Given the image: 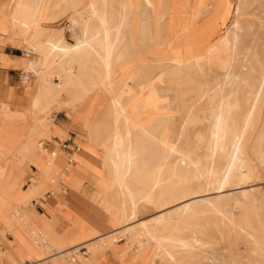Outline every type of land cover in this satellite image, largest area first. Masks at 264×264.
<instances>
[{
  "label": "rangeland",
  "instance_id": "374dc122",
  "mask_svg": "<svg viewBox=\"0 0 264 264\" xmlns=\"http://www.w3.org/2000/svg\"><path fill=\"white\" fill-rule=\"evenodd\" d=\"M119 1H113L115 8H119ZM136 1L133 0L134 4ZM239 1H243V5L238 10ZM11 2L14 4L16 0H11ZM147 2L150 4L153 12L156 8L157 0H147ZM52 5L58 22L50 26L62 28L66 39L72 41L71 32L67 28V21L70 20V23L87 6L84 4L80 5L78 2L70 3L68 0H53ZM167 13L168 16L163 18V23H161L163 34L160 41H166L170 49L162 47V44L149 48L150 45L154 44L149 41H146L139 50L135 47L130 48L126 52V63L121 67L120 72L122 71V76L126 74L123 76L124 78H127L129 73L132 72V76L137 82L147 65L155 68V72L150 77L152 78V82L149 87L137 95L140 99L149 97L152 100L151 104L153 105L149 108V115L143 117V119H136L144 123L146 127L156 123L159 119L162 123L160 127L162 132L180 134L186 119H201L204 122H198L196 125L189 126L188 130L190 134L198 130L205 131L207 121L209 120L208 116L205 115L209 110L207 107L206 87L209 84L213 86L214 83L212 93H214L213 100L216 101L219 90L217 89L216 85L218 84L214 77L225 73L224 65L230 62L231 56L229 46H219L217 40L229 37L231 42H233V35L229 32V29L234 25L238 24L241 35L238 48L240 52L239 57L245 58V55H247V60L250 62L246 64L249 65L250 63L251 66L258 69L257 73L260 72V75L264 74V47L261 45L264 42V0H170ZM176 14H179V17L182 18L177 22L180 31L177 35L171 28L173 17H176ZM6 24L9 25V21H5ZM0 33L6 34L9 38L6 32L0 31ZM14 34L24 39L17 32ZM254 39H259L260 41L256 49L251 47L255 43ZM158 47L161 48L157 50ZM213 48L218 52L212 51ZM155 49L158 51L157 53ZM33 51L36 52L35 50ZM36 53L37 56L30 58L28 61H38L39 59L42 62L43 59L40 58L38 52ZM208 53L212 54L210 56L212 62L210 63L209 61L204 64L205 74H201L192 62L195 55ZM31 54L33 57L34 54ZM150 55L156 60L151 59ZM47 64V68L40 66L43 71H61V58L58 55L51 56ZM171 64H175L174 67L176 68H171ZM41 68L40 70H42ZM240 70L243 71L242 69ZM33 77L36 86L37 79L39 81L40 76L37 75V78ZM246 77L249 79L251 76L246 75L245 77H241V79ZM251 81L248 90H251L253 86ZM134 88L138 90L135 84L134 87L129 86L127 91H132ZM119 89L120 85H115V91L117 92ZM62 95L64 96L60 97V101L56 103L55 107L48 109L39 116L26 111L29 107H26L23 111L12 109L6 114H2L0 111V184H2V176L6 175L4 186H0V225L2 230L9 231L18 241H24L27 248L26 254L23 257H19L15 264H33L30 262L37 260H41L44 264H50L53 260H56L52 255L51 248L57 245H54L55 243L53 244L50 241L48 238L49 234L41 235L40 232L42 230L31 219V211L28 213L30 216L19 212H24L28 208L31 210L34 205L33 202H37L39 198H45L44 194L46 192H51L56 196H51V199H54L55 202L59 198L65 200L70 195V188L78 189L80 187L81 179L86 182L88 179L95 188L92 199L103 210V212H99L107 216L106 219L96 216V219H98L99 223H104L106 228H112L107 230L106 233H99L103 229L99 228L101 230H98L96 228V234L106 238L97 247L92 245L85 246L89 253L87 257L100 256L102 255L99 251L100 249L113 248L117 241L125 238L140 246L138 253L140 254V258L149 259L153 264L157 262L172 264L174 263L173 259L168 255L165 248L158 244V240L168 244H179L180 241H188V235L190 234L191 237H196V239L193 237L191 239V243L195 245L185 252L175 254V259L179 264H222L223 262L225 264H232L233 259L237 256H240L243 261L248 258H263L261 251L264 250V230L262 231L260 228L261 226L264 227V164L262 165L260 160L264 156V119H253L254 115H251L250 119H233L234 129L239 136L236 150L241 151L245 143L250 141V163L256 169L258 168L257 171H259L256 183H250L243 187L228 185L224 189H221L220 192L212 195H220L218 202L216 201L215 204L225 212L233 211L235 213L233 217L240 222L243 213L239 209H234L233 195L242 189L249 190L254 187L257 207L256 211H250L248 213L249 217H247L251 234L242 230L235 232L234 227L225 214L214 213L211 210H207L208 212L206 211V213L195 212L194 209L177 211L176 208L181 205L192 202L195 199L207 197L188 195L191 184H187V186L181 189L185 191L184 193L171 197L165 204L156 200L146 201L145 207L137 209L133 217L125 218L124 222L118 223L115 217H121L123 213L129 215L130 203L127 199L124 200L123 197L118 196V186L114 184L113 172L108 159V151L111 146L105 144L110 132L103 133L98 144H94L88 140V134L92 125L104 123L108 125V130H111L114 124V116L110 114V100L103 89L98 90L96 94L84 103H71L66 94ZM177 95L178 99L176 101H179L180 98L181 101L185 97L184 101L191 103L189 104L192 105L191 109L199 115L192 117V115L186 112H178L180 109L171 103L174 102ZM68 99L67 103L66 100ZM241 102V107L245 110L246 106L243 99H241ZM60 111H64L67 116L61 112L58 114V117L65 120L70 119L79 131L84 132L85 141H80V145L83 146L84 150L99 158V162H103L102 170L100 169L102 164L95 166L85 161L83 154L81 156L77 153L78 157H76L74 153L72 157H67L63 151L48 150L52 146L45 148L44 141L51 140L53 136L58 137L60 140H63L67 136V133L61 130V128L53 125L52 113ZM253 111V106H251L250 113ZM30 120L32 121L31 123H29ZM23 122H26V129L23 128L20 131L21 124H24ZM52 127L54 130L51 129ZM108 143L110 144V141ZM31 144L39 146L41 153L38 154V151L32 150L29 147ZM24 145H26L25 148L27 150L23 153L22 147ZM202 146H205V144ZM43 150H46L52 158H54V152L58 153V156L54 158V166L44 160L45 158L42 156L46 152L43 153ZM257 158L260 159L258 160ZM70 160H74L78 166L72 164ZM159 160L160 163L158 162ZM56 164L59 167L57 170ZM206 165V168L204 167L206 171L201 178L204 183L212 182L215 175L222 174L223 172V166L219 165L216 160ZM33 166L35 170H33ZM65 167L69 168H66L68 170L66 172L63 170ZM170 168L171 163L166 162L164 166L165 171H162L163 164L161 163V159L155 158L151 162L150 168L142 172L140 177H134L131 183L134 189L142 191L144 186L143 180L148 174L161 175L164 172H169ZM83 175L85 178L82 177ZM23 185L25 188H23ZM25 190L28 193L32 192L28 194L30 197L26 195L22 197L25 194L24 192H26ZM19 193H22V196ZM18 196L26 202L20 205L22 199ZM25 198L26 200H24ZM60 205L64 209L62 210L57 207L56 209L59 213L65 215L67 213L65 205L63 203H60ZM24 206L27 208H24ZM107 206L111 209L110 212L107 211ZM147 208L155 210V213L150 218L143 217V213ZM163 213L165 214L164 217L159 220L160 215ZM179 215L181 216L179 217ZM91 216L95 218L94 215ZM127 228L132 230L131 235L125 233ZM147 229L156 238H152L148 234ZM75 230L77 229L75 228ZM248 237L250 238L248 239ZM43 238H45L46 242L43 241ZM202 241H207V245L204 246L199 243ZM81 242L84 241H71L65 247L77 246ZM51 244H53L52 247H50ZM170 247L168 246V248ZM222 252L223 255L220 254ZM65 253L66 258L64 260L67 261V264H70V251L68 250ZM254 253L257 254L254 255ZM79 255L77 254L76 256L80 260H84L81 257L82 255ZM216 255L222 260H215L214 256ZM205 257H207L206 260Z\"/></svg>",
  "mask_w": 264,
  "mask_h": 264
},
{
  "label": "bare ground",
  "instance_id": "6f19581e",
  "mask_svg": "<svg viewBox=\"0 0 264 264\" xmlns=\"http://www.w3.org/2000/svg\"><path fill=\"white\" fill-rule=\"evenodd\" d=\"M113 1L68 0L70 3L78 2L80 5L87 6L70 23V20L67 21V28L72 36V41L69 42L65 39L62 28L50 26L58 22L56 13L52 8V0H16L7 19L9 28L12 33L17 32L26 38L33 50L38 52L40 58L43 59L42 62L39 59L38 61H29L26 65L29 72L40 76V86L34 98V106L27 111L36 116L42 115L48 109L55 107L62 94H66L71 103H84L98 90L103 89L110 100V114L114 116V124L110 131L107 124L92 125L90 141L98 144L102 134L110 132L105 144L111 146L108 151V159L113 172L114 184L118 186V196L123 197L124 200L127 199L130 203V214L125 215L123 213L121 217H115L118 223L124 222L125 218L133 217L137 209L145 207L146 201L156 200L165 204L171 197L184 193L185 191L181 189L187 184H191L188 195L207 197L191 200L192 202L177 207V211L194 209L195 212L206 213L207 210H211L214 213L225 214L235 232L242 230L251 234L247 217H249L248 213L256 211L257 207L254 187L249 190L242 189L233 195L234 209H239L243 213L240 222L233 217L235 215L233 211L225 212L215 204L220 195L212 196L228 185L243 187L250 183H256L259 177L258 168L256 169L250 163V141L245 143L241 151L236 150L239 136L234 129L233 119H250L251 115H254L253 119H264V74L260 75V72H256L258 69L251 66L250 63L249 65L246 64L250 62L247 60V55L245 58L239 57L238 48L241 35L238 24L229 29L233 35V42L229 37L217 40L219 46H229L231 56L230 62L224 65L225 73L214 77L219 90L216 101L213 100L214 93H212L214 83L213 86L209 84L206 87L209 110L207 113L205 112V115L208 116L209 120H206L205 131L198 130L190 134L188 127L196 125L198 122H204V120L186 119L180 134H170L161 131L162 123L159 119L148 127L136 120L148 116L149 108L153 105L149 97L140 99L137 95L149 87L152 82L150 77L155 72V68L147 65L137 82L132 76V72L127 78L123 77L126 75L125 73L122 76V71L120 72L121 67L126 63V52L130 48L135 47L139 50L146 41L154 44L160 43L163 34L161 23H163V18L168 16L167 10L170 0H157L155 12H152L147 0H137L135 4L133 0H120L119 8L113 6ZM242 5L243 1H239L238 10ZM254 42L251 47L256 49L260 41L254 39ZM261 45L264 47V42ZM248 50L249 48L247 52ZM212 51H215V48ZM54 55L61 58V71H43L42 68L48 67L49 58ZM211 55L208 53L194 56L192 64L201 74H205L204 64L209 61L212 62ZM174 65L171 64L170 67L176 68ZM246 75L251 77L249 79L247 77L242 78V80L241 77ZM250 81L253 86L251 90H248L251 85ZM117 84L120 85V89L116 92L115 85ZM135 84L138 90L134 88L132 91H127L129 86L134 87ZM184 98L181 101V98L176 101L177 95L174 102L171 103L180 109V111L177 109L178 112H186L192 117L198 116L199 114L191 109L192 105H189L191 103L184 101ZM241 99L246 106L245 110L241 107ZM4 105L1 112L6 114L9 112V108L6 104ZM251 106L254 109L252 113H250ZM26 122L21 124L20 131L26 127ZM203 144L205 146H202ZM25 147L26 145L22 147L23 153L27 150ZM29 147L38 151V154L41 153L39 146L31 144ZM43 153L46 154V156L45 154L42 156L45 158L44 160L53 165L55 159L46 150H43ZM75 156L78 157V155ZM155 158L161 159L162 171H165L166 162L171 163L170 171L161 175L148 174L143 180L142 191H137L134 189L131 180L134 177H140L142 172L147 171ZM215 160L223 166L222 174L215 175L212 182H202L201 178L206 171L204 167ZM158 162L160 163V160ZM260 162L262 165L264 164V156ZM101 164L100 169L102 170L103 162ZM101 175L103 177L102 172ZM25 208L27 207L25 206ZM106 209L108 212L111 210L108 206ZM164 213L160 215L159 220L164 217ZM92 227L96 228L94 225ZM260 229L263 231L264 227L261 226ZM131 232L132 230L127 228L125 233L131 235ZM148 232L152 238H156L150 230ZM188 236V241H180L179 244H168L158 240V244L165 248L175 262L174 264H179L175 259L176 253L185 252L195 245L191 243L193 236L191 237L190 234ZM105 238L99 237L91 241H84L71 247V249L87 245L97 247L102 244ZM193 238L196 239L195 236ZM199 243L205 246L208 242ZM168 246L171 247L168 248ZM52 248L53 256L61 254L63 258H66V254L62 252L63 249L60 250V246ZM261 253L263 258H248L245 261L237 256L233 259L232 264H264V250ZM220 254L223 255V252ZM256 254L254 253V255ZM206 259L207 257H205ZM214 259L222 260L217 255L214 256ZM87 260L86 262H88ZM39 262L43 264L42 261Z\"/></svg>",
  "mask_w": 264,
  "mask_h": 264
},
{
  "label": "crops",
  "instance_id": "0c3cea01",
  "mask_svg": "<svg viewBox=\"0 0 264 264\" xmlns=\"http://www.w3.org/2000/svg\"><path fill=\"white\" fill-rule=\"evenodd\" d=\"M12 2L11 0H0V31L6 32L9 36L8 38L6 34L0 33V111L4 104L8 106V111H11L12 109L23 111L26 107H29L28 109H26L27 111L34 106V98L40 86V79L39 81L37 79V84L35 86L33 76L37 78V75L29 72L26 69V65L28 64V60L30 58H35L37 56V53L32 50L33 48L30 46V42L26 38L23 39L19 35L12 33L9 25H5V21L7 22V19L14 5L12 4ZM176 15V17H173V24L171 28L177 35L180 32L177 22L182 18L179 17V14ZM158 44H162V47L164 46L165 48L170 49L166 41H160V43ZM158 44H152L149 46V48L155 47ZM159 48L161 47H158L157 50ZM157 50L156 53L158 52ZM30 52L34 54L33 57ZM150 58L156 60L151 55ZM62 96L64 95H61V97ZM58 101H60V99ZM68 101L69 99L66 100L67 103ZM61 112L65 114L64 111L52 113L53 125L61 128V130L67 133V136L63 140H60L58 137L53 136L51 140L44 141L43 144L45 145V148L52 146V148L48 150L63 151L67 157H72L74 153L75 155L79 154L81 156L83 154V158L85 159V161L95 166H99V164H101V162H99V158L84 150L83 146L80 145V141H85L84 132L79 131L75 127V125L72 124L70 119L65 120L64 118L58 117V114ZM31 122L32 121L30 120L29 123ZM51 129L54 130L53 127ZM88 140L90 141V131L88 134ZM62 145H64L65 148H61ZM75 146H78L79 150H75ZM57 156L58 153L54 152L53 157L56 158ZM70 161H72V164H74L75 166H78V164H76L74 160ZM58 168L59 167L56 164V170ZM66 168L69 169L68 167H65L63 169L65 170V172L68 171ZM33 170H35V167ZM27 171L28 169L26 170V173ZM2 177V184H0V186H4L6 175ZM82 177H84V175ZM87 182L82 181L81 179L80 187L78 189L70 188V195L65 200H61L59 198L57 199L58 201L55 202L54 199H51V196H56L51 192H46L44 194L45 198H39L37 202H33L34 205L31 210L28 208L24 212H19L25 214L26 216L32 215L31 219L42 230V232H40L41 235L49 234L48 238L50 239V241L53 244L55 243L54 245L60 246V250L63 249V254H66L65 252H67L69 248L71 249V247H65V245L71 241H91L93 239L102 237L96 234V228L99 227L103 229L99 233H106L107 230L112 229L111 227L106 228L104 226V223H99L98 219H96L97 217L106 219L107 216L104 213L102 214L101 212H99H103V210H101V208H99L92 199L95 188L91 185L88 179ZM23 188H25L24 185ZM25 191L26 192H24L25 194H23V196L22 193H19V195H21L22 197H24L25 195L30 197V195L28 194H31L32 192L28 193L27 190ZM24 200H26V198ZM22 201L23 199L20 201V205L24 204L25 202ZM60 203H63L65 205V209L67 211L65 215H62L56 209V207L62 209ZM29 212L30 215L28 214ZM154 213L155 210L147 208L143 213V217L145 216L146 218H150V216H152ZM91 215H94L95 218H93ZM93 225L96 228H93ZM75 228L77 230H75ZM43 241H45V238H43ZM53 244H51L50 247H52ZM139 248L140 246L138 244L122 238L116 242L113 248L107 247L105 249H100L99 251L102 253V255L100 256L96 255L87 257L89 253L86 248L85 253H80V255H82L86 259L80 260L76 256V264H89V262L90 264H153L149 259L147 260L140 258V254H138ZM26 251L27 248L24 241H18L15 236L9 231L2 230L0 225V264H15L19 257H23L26 254ZM90 257L92 258L91 260L89 259ZM54 258L56 260H53L50 264H67V261L64 260L65 258H63L61 254L54 255ZM86 260L88 262H86ZM39 261L37 260L30 263L40 264L41 262ZM156 264L165 263L157 262Z\"/></svg>",
  "mask_w": 264,
  "mask_h": 264
},
{
  "label": "built area",
  "instance_id": "2783aa9c",
  "mask_svg": "<svg viewBox=\"0 0 264 264\" xmlns=\"http://www.w3.org/2000/svg\"><path fill=\"white\" fill-rule=\"evenodd\" d=\"M61 148H65L64 145H62ZM75 150H79L78 146H75ZM86 248L85 247H78V248H72L70 250V263L76 264V255L80 253H85Z\"/></svg>",
  "mask_w": 264,
  "mask_h": 264
}]
</instances>
